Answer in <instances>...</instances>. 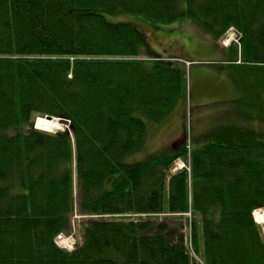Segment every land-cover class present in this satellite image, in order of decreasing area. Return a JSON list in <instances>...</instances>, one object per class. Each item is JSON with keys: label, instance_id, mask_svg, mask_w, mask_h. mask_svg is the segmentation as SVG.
<instances>
[{"label": "trees", "instance_id": "16d2710c", "mask_svg": "<svg viewBox=\"0 0 264 264\" xmlns=\"http://www.w3.org/2000/svg\"><path fill=\"white\" fill-rule=\"evenodd\" d=\"M120 11L190 18L215 42L233 28L240 116L256 106L264 121V0H0V264H201L187 239L204 264H264V132L237 125L135 159L143 115L185 104L186 68L105 18ZM47 115L67 126L47 131ZM76 211L91 217L66 250L56 237ZM187 212L190 237L175 217Z\"/></svg>", "mask_w": 264, "mask_h": 264}, {"label": "rangeland", "instance_id": "374dc122", "mask_svg": "<svg viewBox=\"0 0 264 264\" xmlns=\"http://www.w3.org/2000/svg\"><path fill=\"white\" fill-rule=\"evenodd\" d=\"M104 15L110 22L131 23L146 34L151 50L148 54L162 56L163 59L178 62L186 68L185 104H181V101L176 103L174 108L158 121H152L143 115L148 141L143 150L135 154V159L144 158L168 147L179 148L186 143L191 144L192 149H201L213 138L219 140L218 135L222 131L237 125H250L264 132V121L255 115L260 111L258 107L252 109L249 107V115L240 116L241 107L245 108L244 103L247 101L242 100L239 85L233 78L234 69L230 68L239 63L235 54L239 43L238 34L233 28L215 42L211 35L193 24L190 18L164 22L130 11L107 12ZM38 117L34 121L35 127ZM54 117L57 119L56 125L55 127L47 125L48 131L61 130L67 126L66 121L62 122ZM189 159V154L187 158L184 156L176 159L170 172L174 173L176 169L189 165ZM164 216L169 214L153 215L151 219L156 222ZM88 217L91 216L76 211L72 232L69 235L59 234L56 237L57 244L63 249L72 250L82 239L81 221ZM175 217L180 218L178 224L184 225L185 233L189 236L191 213ZM172 224L175 223L172 221ZM259 224L264 233V223ZM192 255L194 258L198 256L194 253Z\"/></svg>", "mask_w": 264, "mask_h": 264}, {"label": "bare ground", "instance_id": "6f19581e", "mask_svg": "<svg viewBox=\"0 0 264 264\" xmlns=\"http://www.w3.org/2000/svg\"><path fill=\"white\" fill-rule=\"evenodd\" d=\"M254 218L258 223H264V209L255 211Z\"/></svg>", "mask_w": 264, "mask_h": 264}, {"label": "water", "instance_id": "95a60500", "mask_svg": "<svg viewBox=\"0 0 264 264\" xmlns=\"http://www.w3.org/2000/svg\"><path fill=\"white\" fill-rule=\"evenodd\" d=\"M46 118L49 120H54V121L57 120L54 116H51V115H47ZM57 118H58V120H61L62 122L66 121V119L63 117H57Z\"/></svg>", "mask_w": 264, "mask_h": 264}]
</instances>
